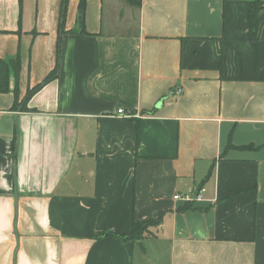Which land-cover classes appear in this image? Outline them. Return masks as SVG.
<instances>
[{"label":"crops","instance_id":"1","mask_svg":"<svg viewBox=\"0 0 264 264\" xmlns=\"http://www.w3.org/2000/svg\"><path fill=\"white\" fill-rule=\"evenodd\" d=\"M60 1L0 0L18 101L59 36L29 110L0 92V264H264V9L68 0L58 33Z\"/></svg>","mask_w":264,"mask_h":264},{"label":"trees","instance_id":"2","mask_svg":"<svg viewBox=\"0 0 264 264\" xmlns=\"http://www.w3.org/2000/svg\"><path fill=\"white\" fill-rule=\"evenodd\" d=\"M21 1V0H20ZM133 1V0H131ZM68 0H61L60 1V13H59V20H58V33L64 31V25H65V15H66V7H67ZM79 19L80 24H83V0L79 3ZM259 9H264V0H250L248 5V19L250 24H253V20L256 16V13ZM19 58L18 56L8 59V60H2L0 59V92L7 91L8 89V75L10 71H13L14 77H15V88H14V107H17V105H21L22 110H29L26 107V103L28 99L31 97V95L37 91L41 86H43L48 81L54 79L56 77V74L58 72L59 68V36L56 43V63L54 67L45 75V77L42 79L40 83L35 85L33 88L29 89L26 95L24 96L21 101H18V78H19ZM231 144L229 143L228 147H230ZM248 148H253L252 145H247ZM193 202H185L182 206L178 207V211H185L188 209L193 208L192 206ZM163 217V212L158 213L155 217H149L145 220H133L131 230L128 234H115L116 236H120L124 240H132V241H138L141 240V238L144 236V234L148 231L149 227L158 225L161 222V219Z\"/></svg>","mask_w":264,"mask_h":264},{"label":"built area","instance_id":"3","mask_svg":"<svg viewBox=\"0 0 264 264\" xmlns=\"http://www.w3.org/2000/svg\"><path fill=\"white\" fill-rule=\"evenodd\" d=\"M181 90L178 89L177 90V93H179ZM119 114H122L123 113V110L122 109H119L117 110ZM123 116H126V115H123ZM201 190L198 189L196 194L194 196H192L189 192L188 193H184V194H174L173 195V199H176V200H181L183 202H193L195 200H198L200 199L201 197Z\"/></svg>","mask_w":264,"mask_h":264}]
</instances>
